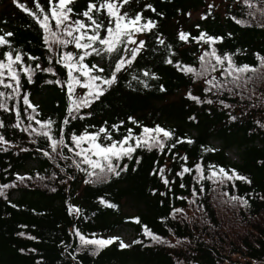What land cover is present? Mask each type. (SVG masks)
Instances as JSON below:
<instances>
[{
	"label": "trees",
	"instance_id": "16d2710c",
	"mask_svg": "<svg viewBox=\"0 0 264 264\" xmlns=\"http://www.w3.org/2000/svg\"><path fill=\"white\" fill-rule=\"evenodd\" d=\"M221 1L219 9L207 0H129L121 12L127 11L130 16L140 13L143 19H151L157 26L150 32L137 34L138 40L145 41V47L131 65L117 74V82L104 96L91 108L74 113L77 118L64 125L70 104L65 83L67 70L56 63V57L45 46L43 30L33 17L18 7V3H24L38 11L35 0H17V3L0 0V34L14 33L10 38L14 54L15 50L24 53L25 63L33 68L39 63L41 68L54 69L53 73L35 71L32 82L21 73L19 96L7 100L11 110L0 108V120L4 122L0 135L9 142H0V186L9 185L0 195V264H264V200L260 198L264 196V68L256 55L264 57V13L260 11L264 0H252L251 8L243 0ZM40 3L47 11V0ZM87 3L88 0H73L70 5L74 9L73 19H85L79 14ZM148 4L156 11L147 8ZM249 12H254V17ZM193 14L199 17L193 18ZM96 15L98 21L107 25L105 12ZM236 20L245 23L238 24ZM181 31L190 34L188 41L179 39ZM201 32L223 36L224 40L214 45L197 42L193 37ZM158 36L165 44L158 43ZM213 47L218 54L231 53L237 66L248 64L257 71L238 74L241 87L228 84L217 90L206 80L213 77L217 82L232 80L231 76L221 74L224 69L218 67L216 72L198 77L177 66L179 61L181 66L199 70V57ZM8 50V46H0V59ZM59 51L79 50L68 45ZM28 54L40 59L29 60ZM50 55H53L51 64ZM169 57L173 59L172 64L165 62ZM116 59L115 53L111 57L93 54L85 63L103 67L107 75ZM144 71L150 75L145 77ZM133 76L139 79L134 80ZM248 77L251 79L244 83ZM56 80L61 84H56ZM140 81H146L148 87ZM209 88L212 90L207 91ZM0 91L8 93L11 88L0 86ZM189 92L203 103L192 100ZM25 94L37 106L36 112L24 104ZM76 94H83L78 86ZM208 100L213 102L209 104ZM17 108L19 128L15 127ZM30 116L38 120L51 118L56 122L52 135L59 138L63 128L69 145L72 133L80 134L85 129L97 131L100 127H107L113 140H118L129 129L139 134L145 126L160 125L175 133L168 140L169 146L177 139L184 140L171 150L138 148L133 159L124 158L119 162L127 164V171L119 177L110 174L109 179L96 180L81 170L88 165L75 166L81 158L69 147H57L52 152L50 141L38 131H32V128L39 130L40 125L29 119ZM232 116L236 119H231ZM113 124L119 125V131L111 127ZM188 139L193 142L188 143ZM101 142H109L103 139V134ZM215 142L220 143L219 148ZM231 149L238 151V162L228 157L227 151ZM45 151L51 155H44ZM136 159L140 161L138 164ZM197 163L203 166V180L195 168ZM210 165L229 172L235 169L251 183L239 179L223 183L208 179ZM184 166L192 171L178 175ZM158 169H163V173ZM18 176L25 179L20 180ZM165 178L168 184L164 183ZM220 189L233 206L231 212L246 226V234L238 241L223 230L215 204ZM232 196L248 199L249 205L233 201ZM101 198L117 207L106 206ZM69 204L79 207L81 213L70 214ZM192 210L202 214L201 223L191 215ZM145 225L163 240L147 236ZM122 226L136 233L130 247L121 249L113 243L97 254L95 246L90 245L76 253L75 261L69 255L79 247L74 229L79 228L89 238L92 234L100 238L112 235ZM65 247H68L67 253Z\"/></svg>",
	"mask_w": 264,
	"mask_h": 264
},
{
	"label": "snow or ice",
	"instance_id": "6c2138e0",
	"mask_svg": "<svg viewBox=\"0 0 264 264\" xmlns=\"http://www.w3.org/2000/svg\"><path fill=\"white\" fill-rule=\"evenodd\" d=\"M13 2L17 3V0H13ZM128 2L129 0H98V2L88 0L85 10L79 14L85 19H73L72 14L74 9L70 6L73 3V0H47V11L45 10V7L41 5L40 0H35V7L38 11L30 9L24 3H18V7L32 16L35 22L43 30L44 44L49 52L56 57V63L61 64L67 70V79L65 83L67 85L70 104L67 109L68 115L63 119L64 125H67L70 122V119L77 118L74 113L78 114L83 108H91L93 103L104 96L108 88L117 82V74L125 69L126 66L131 65L133 61L136 60L141 50L145 47V41L138 40L137 34L150 32L157 26L155 21L151 19H143L140 13L130 16L127 11L121 12V8L128 4ZM243 3L249 8L253 6L252 0H243ZM146 7L153 12L156 11L151 4L146 5ZM211 7L212 5H209L210 9ZM260 11L264 13V7H261ZM100 12L106 13L105 19L108 20L107 25L102 21H98L96 14ZM248 15L254 17L255 13L249 12ZM233 19L236 18L233 17ZM236 23L241 24L245 23V21L236 20ZM230 35L231 33H229V36ZM13 36L14 33L11 31L0 34V46H8L9 48L8 51L3 53L4 58L0 59V86L11 88V92L8 93L0 91V108L5 109L6 111L11 110L7 106V100L13 99L20 94L21 73L27 76L28 82H32V76L37 70L50 73L54 72L52 67L41 68L39 63H36L35 68L26 64L24 60L25 54L19 50H15L14 54L12 41L10 39ZM189 36V33L183 31L179 33V39L181 41H188ZM193 39L197 42L204 41L205 43L214 45L217 42H223L224 37L212 36L207 32H201L199 36L193 37ZM157 41L161 45L165 44L164 39L159 36L157 37ZM68 45H73L74 48L79 51H59L60 48H66ZM168 47L170 48L171 46L169 45ZM102 53L107 54L110 57L114 53L117 54L113 70L107 75H105V69L103 67H99L96 64H92L90 67L88 63H85L87 57L92 56L93 54L100 56ZM53 55L48 57L50 64L52 63ZM256 55L261 61V67L264 68V57L260 56L259 53ZM28 59L38 61L40 58L28 54ZM199 60L201 61L199 70L188 65L181 66L179 61H176V63L177 66L181 68V71L191 73L198 77H204L210 72H216L218 67L224 69L221 74L226 77L231 76L232 80L217 82L215 77L206 80L207 84L212 85L217 90L227 87L228 84H232L235 87H241V76L238 74L257 71L256 68L248 64L237 66L233 61L231 53L218 54L214 47L211 51L205 50L199 57ZM213 60L215 63L212 62ZM165 62L172 64L173 59L169 57ZM143 75L148 77L150 73L144 71ZM151 75L155 77V73H151ZM6 77L7 82L5 79ZM133 79L138 80L139 78L133 76ZM248 79H251V77H248L244 83H247ZM54 82L56 84H61V81L59 80ZM140 82L144 84V87H148L146 81ZM49 83H53V81H49ZM77 86L82 90V95L76 94ZM160 87L161 91H163V85ZM211 90V88L207 89V91ZM188 96L198 103H203L199 97L193 95L191 92L188 93ZM23 102L31 108L33 112L37 111V106L31 103L27 94L23 96ZM212 102L213 101L211 100L207 101L209 104ZM221 103H223V101H221ZM16 115L18 122L15 127L19 128L20 111L18 108L16 110ZM87 115H91V112H88ZM79 118L83 119V116H80ZM29 119L35 120V123L40 125L39 130L32 128L31 125L28 127L32 128L33 132L38 131L39 135L46 137L50 141L49 146L51 147L52 152H56L57 147H69L71 151H74L76 155L81 158L75 166L80 168L81 164L88 165L87 168H82L81 170L86 172L90 178L94 177L96 180L109 179L110 174L119 177L121 172L127 171V164L121 165L119 162L124 158H128L129 160L133 159V155L138 148H147L148 150L157 148L161 151L168 148L171 150L176 147L177 143H181L184 140V138L177 139L175 143H172L169 146L168 140H171L175 136V133L173 130L166 129L160 125H156L153 128L145 126L139 134H134V132L129 129L127 134L123 135L122 138L118 140H113V134L107 127H100L97 131H88L85 129L80 134L72 133L70 136L72 143L69 145L66 143L63 128L60 129L59 138L52 135V127L56 122L51 118L47 120H38L35 116H30ZM128 119L133 120L134 123L136 122L133 117H129ZM190 119L195 118L191 117ZM231 119L235 120L236 117L232 116ZM122 123L123 121H121V124ZM0 127H4V122L2 120H0ZM111 127L116 131H119V125L113 124ZM101 134H103L104 140L109 141L108 143L101 142ZM0 142L5 144L9 143L5 140L3 135H0ZM187 142L192 143L193 141L188 139ZM85 144H87V147H84ZM212 150L214 151L215 149ZM44 155L50 156L51 154L45 151ZM61 158L67 159V157L64 156ZM183 159L187 160V157H184ZM139 162V159H136V163L138 164ZM195 168L197 172L200 173L199 179H205L203 175V166L197 163ZM209 169L211 174L207 177L208 179H215L221 183L232 181L233 179H239L249 184L251 183L249 178L240 175L235 169H231L229 172L223 167L216 169L215 166L212 165L209 166ZM157 171L161 172V174L163 173V169H158ZM191 171V168L184 166L178 175L183 176L185 173ZM18 179L24 180L25 177L18 176ZM85 182L88 183L89 181ZM91 182H95V180ZM164 183L168 184V179L165 178ZM183 186L184 185H181V187ZM7 187H9V185L0 186V195H3V189ZM195 193L196 189L193 188V194ZM260 198L264 200V196H261ZM231 199L244 206L249 205L248 199L242 196H232ZM101 203L108 207H117L115 204H110L103 200V198H101ZM68 211L70 214L81 213L79 207L71 204L68 206ZM174 211L179 212L181 209H174ZM134 219L137 223L140 222L139 218ZM144 232L154 240H163L162 237L155 235L147 225L144 226ZM20 235H24V233H20ZM74 235L79 238V247L75 252L69 253L74 261L76 260V253L90 245L95 246L94 251L97 254L98 250L112 245L117 240H119V247L121 249L130 247V245L126 244L117 236L97 238L95 234H92V237L89 238L84 235L79 228L74 229ZM31 239H36V237H31ZM133 243H139V241H133ZM21 251L24 250L21 249ZM32 251H35V249ZM64 252H68V247H65Z\"/></svg>",
	"mask_w": 264,
	"mask_h": 264
},
{
	"label": "rangeland",
	"instance_id": "374dc122",
	"mask_svg": "<svg viewBox=\"0 0 264 264\" xmlns=\"http://www.w3.org/2000/svg\"><path fill=\"white\" fill-rule=\"evenodd\" d=\"M207 1L216 4L217 6H219V9L222 8L221 0H207ZM198 17H199L198 14H193V18L197 19ZM214 145L216 146V148L220 147L219 142H215ZM227 155L232 161L235 162L239 161V153L236 149L228 150ZM34 164L35 163H33L32 166H34ZM225 196L226 195L224 194V192H222L221 189L218 190L215 198V204L217 205L219 211L218 213L220 215L221 224L223 225L224 228L223 230L225 232H228L231 235V237L236 238V241H238L242 236L246 234V226H244L243 223H240V220H238L237 217H235L234 214L231 212L230 208H233V206L230 204V201ZM14 197H16V195ZM190 213L191 215H193L195 220L201 223V221L203 220V216L198 210L197 211L192 210ZM110 236L120 237L126 244L129 245L135 236V232L128 226H122L112 235L103 238H107ZM114 244L119 246V240L115 241ZM237 258L238 257H236L235 259Z\"/></svg>",
	"mask_w": 264,
	"mask_h": 264
}]
</instances>
